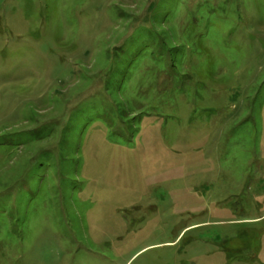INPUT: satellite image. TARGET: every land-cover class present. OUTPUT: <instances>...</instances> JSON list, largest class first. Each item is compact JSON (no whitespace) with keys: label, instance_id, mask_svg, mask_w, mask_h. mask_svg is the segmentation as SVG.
Listing matches in <instances>:
<instances>
[{"label":"rangeland","instance_id":"rangeland-1","mask_svg":"<svg viewBox=\"0 0 264 264\" xmlns=\"http://www.w3.org/2000/svg\"><path fill=\"white\" fill-rule=\"evenodd\" d=\"M0 264H264V0H0Z\"/></svg>","mask_w":264,"mask_h":264}]
</instances>
